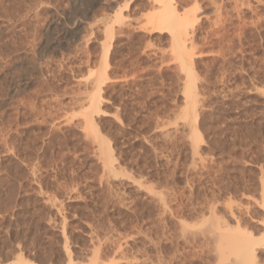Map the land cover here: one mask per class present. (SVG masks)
Wrapping results in <instances>:
<instances>
[{"label": "rangeland", "instance_id": "374dc122", "mask_svg": "<svg viewBox=\"0 0 264 264\" xmlns=\"http://www.w3.org/2000/svg\"><path fill=\"white\" fill-rule=\"evenodd\" d=\"M152 1L0 0V264H264V0H176L190 82Z\"/></svg>", "mask_w": 264, "mask_h": 264}, {"label": "bare ground", "instance_id": "6f19581e", "mask_svg": "<svg viewBox=\"0 0 264 264\" xmlns=\"http://www.w3.org/2000/svg\"><path fill=\"white\" fill-rule=\"evenodd\" d=\"M194 1V0H193ZM218 1V0H217ZM221 2H225V1H223V0H220ZM219 1V2H220ZM230 1V0H229ZM233 1V0H232ZM153 3L155 2L156 4H157V6L159 5V4H163V7H164V9H165V11L164 10H162L161 11V9H159V11H157L158 12V14H157V17L154 19V18H152L151 17V19H149V17H147L148 18V20H147V25H154L155 27H160L161 28V26L162 27H164V28H166L169 32H170V34H171V38H172V42H174V47H173V49H174V51H175V53H176V55L179 57V60H181V69H182V67H183V69L182 70H184L185 71V74L187 75L188 73H189V76H191V73H192V69H191V67H190V65L188 64V58L186 57V54H187V51H186V47H188V49L187 50H189L191 47H192V45H190L189 43V45L191 46H187L186 45V43L188 42H185L186 41V39H187V37H186V35H188V33H189V31L187 32V29L186 28H189L191 25V20L192 19H194V23H195V11H193V12H191L190 11V13L192 14V15H194V16H192L193 18H191V14H187V12L186 13H184V14H182L183 12H180L179 11V9L177 10L176 9V7L175 6H177V5H179V7H181V5L178 3V2H176V0H153L152 1ZM175 2L176 3H178L177 5H175ZM182 2V1H181ZM213 2V1H212ZM219 2H217V3H219ZM228 2V1H227ZM192 3V2H191ZM210 3H211V1H210ZM233 3H236V2H233ZM214 4H216V3H214ZM220 4H222V3H219V5ZM193 5H194V3H193ZM218 5V4H217ZM236 5V4H235ZM195 6V5H194ZM214 6V5H213ZM223 6V5H222ZM161 7H162V5H161ZM218 7V6H217ZM217 7H216V10H217ZM220 7V6H219ZM160 8V7H159ZM215 8V7H214ZM239 9V8H238ZM196 10V9H195ZM198 10V9H197ZM219 10V9H218ZM163 11H164V13H163ZM178 11L181 13H179L178 14ZM162 12V14H160ZM189 13V12H188ZM217 13V12H216ZM197 14V13H196ZM215 14V13H214ZM196 16H199V15H196ZM146 17V16H145ZM142 18V17H141ZM146 18V19H147ZM191 18V19H190ZM217 19V18H216ZM118 20V19H117ZM117 20H116V22H117ZM223 20V19H222ZM112 22V21H111ZM190 22V23H189ZM121 23V22H120ZM119 23V24H120ZM192 23H193V21H192ZM193 23V24H194ZM215 23V22H214ZM122 24V23H121ZM190 26H189V25ZM161 25V26H160ZM215 25V24H214ZM119 26V25H118ZM189 26V27H188ZM117 27V26H116ZM115 27V28H116ZM192 27V26H191ZM190 27V28H191ZM109 28V27H108ZM156 28V29H157ZM160 28H158L159 30H161ZM189 28V29H190ZM112 29V28H111ZM188 29V30H189ZM193 29V27L190 29V30H192ZM211 30V29H210ZM105 31H106V29H105ZM193 31V30H192ZM191 32V31H190ZM109 34V33H108ZM191 34V33H190ZM185 37H186V39H185ZM189 37V36H188ZM194 45V44H193ZM194 47V46H193ZM197 47V46H196ZM105 52H106V49L103 51V54H105ZM169 52H170V50H169ZM171 53H172V50H171ZM186 57V58H185ZM176 62V61H175ZM192 64V63H191ZM194 71V70H193ZM187 72V73H186ZM195 72V71H194ZM185 75V76H186ZM189 76L187 75L186 77H187V79L189 78ZM183 78V77H182ZM190 80H191V77H190V79H188V81L190 82ZM192 81V80H191ZM192 83V82H191ZM187 85V84H186ZM187 88H188V86H187ZM187 93L188 94H186L185 95V98H186V96H189L190 97V95L192 94L191 93V91H189L188 89H187ZM188 97V98H189ZM188 100V99H187ZM198 101V100H197ZM94 103V102H93ZM192 104V105H191ZM191 104H189L190 106H189V108H187L186 109V115L188 116V110L190 109L191 111H193L192 110V107H194V105H193V103H191ZM91 105V104H90ZM195 113H196V111H195ZM186 117V116H185ZM194 119V118H193ZM188 123V122H187ZM92 126V125H91ZM89 127H90V124H89ZM90 128H92V127H90ZM192 130H194L193 128H192ZM89 132V131H88ZM92 132V131H91ZM88 135H89V133H88ZM197 134H195V133H193L192 132V141H193V143L194 142H196L197 143V140L196 139H198L197 137L198 136H196ZM94 136V135H93ZM101 139V138H100ZM94 140V139H93ZM102 142V141H101ZM105 145V144H104ZM110 146V145H109ZM107 149V148H106ZM112 151V150H111ZM109 155V154H108ZM109 158V157H108ZM109 160H110V158L109 159H107V161H106V163L105 164H109L110 165V163H109ZM111 162H113L112 160H111ZM113 165V164H112ZM107 166V165H106ZM106 167L104 166V169H105ZM33 170V169H32ZM34 173V172H33ZM103 174V173H102ZM106 175V174H105ZM231 240V239H230ZM235 240V239H234ZM233 242V241H232ZM248 240L245 242V243H240L239 245H237V246H240V245H242V246H240V247H237V248H239L240 249V254L241 255H245V254H248ZM233 244V243H232ZM243 244H245V245H243ZM251 244V243H250ZM244 247V248H243ZM243 248V249H242ZM251 248V247H250ZM250 248H249V250H250ZM239 249H238V251H239ZM242 251V252H241ZM238 254H239V252H238ZM7 264V263H6ZM8 264H33V263H31V262H29V261H27V260H24V259H22L21 257H17L15 260H13L11 263H8Z\"/></svg>", "mask_w": 264, "mask_h": 264}]
</instances>
